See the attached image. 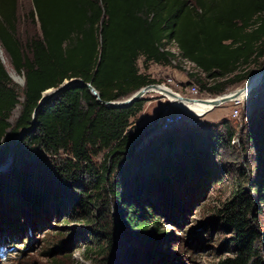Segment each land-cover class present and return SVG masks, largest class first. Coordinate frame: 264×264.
<instances>
[{
    "label": "trees",
    "instance_id": "1",
    "mask_svg": "<svg viewBox=\"0 0 264 264\" xmlns=\"http://www.w3.org/2000/svg\"><path fill=\"white\" fill-rule=\"evenodd\" d=\"M18 2L0 0V145L7 142L6 150L31 126L42 94L66 80L81 79L103 102H113L157 84L140 71L139 59L146 70L150 64L183 70L187 60L196 72L185 70L190 80L185 86L198 85L202 93L217 96L264 66V0H31L26 18L39 25L40 34L25 41L18 35ZM1 50L24 77L22 103ZM144 103L107 108L88 88L77 86L42 107L34 130L0 174V244L8 231L24 230L23 220L32 229L37 218L28 220V212L45 213L54 206L93 227L87 259L97 253L104 264L163 263V255L125 248L123 237L134 233L144 244L159 238L155 208L170 215L178 211L171 204L207 190L219 172L218 149L230 146L236 133L229 120H192L165 131L154 127L149 130L154 136L142 144L143 135L129 128ZM19 104L22 111L12 127L9 120ZM254 116L247 138L257 150L256 175L263 178L252 188L259 198L238 186L217 211L215 220L230 238L216 264H264L258 202L264 205V110L259 122ZM101 154L98 167L94 160ZM240 176H246L242 169ZM111 207L115 219L100 225L98 212L106 209L107 215ZM75 245L59 241L55 249L68 252Z\"/></svg>",
    "mask_w": 264,
    "mask_h": 264
},
{
    "label": "rangeland",
    "instance_id": "2",
    "mask_svg": "<svg viewBox=\"0 0 264 264\" xmlns=\"http://www.w3.org/2000/svg\"><path fill=\"white\" fill-rule=\"evenodd\" d=\"M31 10V0H19V23L17 29L18 35L23 41L33 35L40 34L39 25L26 18ZM171 51L178 53V49L173 45L171 46ZM6 60L7 63L5 64L2 58V62L10 76L11 71H14V69L11 67L7 58ZM138 65L142 73H146L150 75L153 80H156V85L162 86L166 84V86L174 92H181L182 95L188 98L193 96L189 91L192 86L197 87L199 97L203 99H213L228 93L230 94L244 87L246 83L245 81L240 85L232 87L224 94L212 96L202 93L198 85H191L188 87L183 85V88L179 89L175 85L167 82L169 78H172L179 83L181 82L178 80L180 77H183V80L186 81L185 83L190 82L189 78L186 76L185 70L196 72L192 64L182 61L183 70L175 65L161 66L150 64L149 69L146 70L144 60L141 58L138 61ZM21 77L24 78L23 76ZM13 82L17 84L14 80ZM17 86L20 90V102L22 103L24 85L21 86L17 84ZM261 94L257 98L248 101L242 108L239 118L235 119L232 117L231 113L233 109L231 103H225L221 105V108L226 114L225 118L217 122L209 121V117L203 119L211 123L229 120L235 128L236 135L231 141L230 146L228 143H225L222 148L218 149V153L214 158L215 167L219 170V172H217V179H215L207 190L189 197L187 200H179L176 201L175 204H171V208H176L178 211L175 212L172 210V214L170 215L157 207L159 206V204L156 203L157 201H153L154 206L157 207L153 215L160 218L157 232L160 237L156 239L153 238L144 244L142 242L143 240L134 236V233L131 232L132 234H128L126 231L127 234L125 238L123 237L125 241L122 242L125 248H135L139 253H143L144 249H146L150 252L163 255L164 262L162 263L159 261L157 264H216L219 259L226 254L223 247L230 236L223 232L217 224L215 220L217 211L232 197L233 191L238 189V186H240L239 189L244 192L259 198L258 194L252 193V188L255 181L262 180L263 178L256 175L255 166L258 165L257 150L254 149L253 144L248 141L247 131L251 116H253V114L258 116V113L264 110V93L261 91ZM144 100L145 103L142 111L132 120V124L129 128L130 132L139 131L138 136L143 135L144 139L142 144H145L154 136V133H150V131L154 130V125L161 116V111L169 102L160 92H149L145 95ZM185 102L189 103L187 101ZM193 103L200 105L207 104L201 101ZM21 111L22 105L19 104L12 112L9 120L12 127H14ZM257 116L253 118L254 122H259L260 118H257ZM189 121L192 120H185V122ZM151 127L153 128L150 129ZM218 130L221 131L223 129L219 127ZM13 143L14 139L8 145V150H6L7 142L0 145V158L5 156L1 163L7 159ZM14 152L10 165L14 161ZM103 160L104 155L101 154L94 162L100 167ZM9 166L1 171L0 174L7 172ZM241 169L246 172L245 178L240 176ZM258 202L260 210L262 211L259 222L264 231L263 200H258ZM48 207V212L45 213H39L38 210V213H36L37 211L28 212V220L37 218L32 229L29 230L27 221L23 220L22 224L24 225V230L16 232L8 231L10 234L5 239L6 243L4 246L0 244V264H53L54 261L61 264H104V256L101 257L99 254L96 255L97 253H95L90 255L89 259H87L85 255V247L94 244V241L91 240L90 233L93 227L91 225L76 222V217H73L72 213L66 210V208H62V210L59 208L60 210H57L54 206ZM112 209L111 207L110 212L104 215L103 213L106 209L104 210L101 208V212H98V221H100V225L115 219L116 215ZM127 211V208H125V212ZM38 214H42L41 218H38ZM46 215H49V218H46ZM172 215L173 217H170ZM123 234L125 235V233ZM59 241H66L67 245H76L71 251L60 252L55 249ZM77 246H81V248L76 249ZM102 246H105L104 242H102ZM119 250L120 249H118V252ZM49 251H51L50 254L48 253ZM127 262L129 263V261Z\"/></svg>",
    "mask_w": 264,
    "mask_h": 264
},
{
    "label": "water",
    "instance_id": "3",
    "mask_svg": "<svg viewBox=\"0 0 264 264\" xmlns=\"http://www.w3.org/2000/svg\"><path fill=\"white\" fill-rule=\"evenodd\" d=\"M260 74L262 77L264 76V66L261 69L256 70L247 80L245 83V86L234 91L232 94L230 95H222L219 97H215L213 99H204V100H196V99H190V98H184L182 96H179L178 94L174 93V92H168V94L173 97L176 98L177 100L180 101H188V102H205V103H210L212 106H214L213 108H216L217 106H220L222 103H231L235 100H237L238 98H240L241 96L244 95V90L247 88V86L249 85L250 81L256 76ZM10 77L12 78V76L10 75ZM13 79V78H12ZM14 80V79H13ZM25 82V80H24ZM77 86H82V87H86L88 88V90L90 91V93L96 98V100L102 104H104L107 108H115V109H126L131 107L132 105H134L136 102L144 99L146 92L152 88L154 89H161V86L156 85V84H151L148 85L142 89H140L139 91L135 92L134 94H132L131 96H129L126 99L123 100H119V101H113V102H103L100 98V95L98 94V92L90 85L85 83L84 81H82L81 79H71V80H66L64 81L60 86H58L57 88H51L47 91H45L42 94V98L39 101L37 107L34 110L33 113V117H32V123L31 126L29 128L23 129L18 136H16L14 138V143L11 146L10 150H9V155L7 157V159L3 162L0 163V171L5 170L11 163L12 159H13V152H14V148L15 146L24 139L25 135L27 132H30L32 130H34L35 128V120L37 117V114L39 112V110L44 107L47 103L51 102L52 100H54L55 98H57L59 95H61L62 93L77 87ZM221 99V100H220ZM221 101V102H220ZM175 105V103L169 101L163 108V110L161 111L160 115H163L166 110H168L169 108H172ZM181 108V107H180ZM181 110L185 111L183 108H181ZM187 114L194 116L193 114L188 113L187 111H185ZM153 127H151L150 129H152Z\"/></svg>",
    "mask_w": 264,
    "mask_h": 264
},
{
    "label": "built area",
    "instance_id": "4",
    "mask_svg": "<svg viewBox=\"0 0 264 264\" xmlns=\"http://www.w3.org/2000/svg\"><path fill=\"white\" fill-rule=\"evenodd\" d=\"M183 62H187L188 64H192L194 66V64L191 63L190 61L183 60ZM167 82L169 84L175 85L179 89H182L183 85L187 84V83H181V82L177 83L172 78H169ZM161 87H164L166 89H170L166 86V84H163ZM186 87H188V86H186ZM170 90L173 91L172 89H170ZM189 91L191 94H193V96L190 97V99L204 100L203 98L198 96L199 91H198L196 86H192ZM261 91H262V93H264V76L260 77L258 85L248 95L240 97L237 100L231 102V106L233 109L232 113H231L232 117L235 119L239 118V116L241 115L242 108L248 103V101H250L251 99L257 98L261 94ZM174 93H176L179 96H182L184 98H188V97H185L184 95H182L181 92H174ZM206 116L207 115H204V116L189 115L185 111L181 110V108L175 104L172 108H169L168 110H166V112L158 118L154 127H157L162 131H165V130H169V129L181 124L186 119L203 120Z\"/></svg>",
    "mask_w": 264,
    "mask_h": 264
},
{
    "label": "bare ground",
    "instance_id": "5",
    "mask_svg": "<svg viewBox=\"0 0 264 264\" xmlns=\"http://www.w3.org/2000/svg\"><path fill=\"white\" fill-rule=\"evenodd\" d=\"M1 55H2V58H3V61L4 63L6 64L7 63V60L4 56V53L1 52ZM11 76L12 78L14 79V81L23 86L24 85V78H22L20 75H18L16 72L14 71H11ZM260 77L261 75L258 74L256 75L249 83V85L247 86V88L244 90V95H248L259 83V80H260ZM149 92H153V93H158L160 92L161 94L164 95V97L168 100V101H171L173 103H175L177 106L183 108L185 111H187L188 113L190 114H193L194 116H197V115H202V114H205L207 115L208 112H210L212 109H214L210 103H207L205 105H200V104H197V103H193V102H189V103H186L185 101H180V100H177L176 98H173L171 97L168 92H173L171 91L170 89H166L164 87H161V89H150L146 92V94H148ZM233 92H231L230 94H232ZM229 93L228 94H225V95H230ZM241 96V97H243ZM210 100V99H209ZM221 100V99H220ZM188 102V101H187ZM202 102V101H201ZM221 102V101H220ZM205 103V102H203ZM223 105V103L221 104ZM220 105V106H221ZM219 107V106H217ZM1 172V171H0Z\"/></svg>",
    "mask_w": 264,
    "mask_h": 264
},
{
    "label": "crops",
    "instance_id": "6",
    "mask_svg": "<svg viewBox=\"0 0 264 264\" xmlns=\"http://www.w3.org/2000/svg\"><path fill=\"white\" fill-rule=\"evenodd\" d=\"M178 80L184 83L186 82L185 80H183V77L178 78ZM221 107L222 106L212 109L210 112L207 113V116L205 118L209 117L210 118L209 121H213V122L215 121L217 122L220 119L225 118V115H226L225 111ZM202 115H205V114H202ZM197 116H201V115H197Z\"/></svg>",
    "mask_w": 264,
    "mask_h": 264
}]
</instances>
